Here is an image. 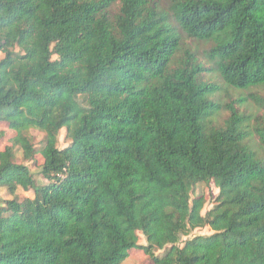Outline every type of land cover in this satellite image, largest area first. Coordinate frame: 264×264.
<instances>
[{
  "label": "trees",
  "instance_id": "obj_1",
  "mask_svg": "<svg viewBox=\"0 0 264 264\" xmlns=\"http://www.w3.org/2000/svg\"><path fill=\"white\" fill-rule=\"evenodd\" d=\"M0 53V264H264V0H0Z\"/></svg>",
  "mask_w": 264,
  "mask_h": 264
},
{
  "label": "rangeland",
  "instance_id": "obj_2",
  "mask_svg": "<svg viewBox=\"0 0 264 264\" xmlns=\"http://www.w3.org/2000/svg\"><path fill=\"white\" fill-rule=\"evenodd\" d=\"M187 42H188V44H190L189 46L192 47L193 50H196L194 43H191L189 41H187ZM203 48H206V46L202 45L201 48H198L196 50V53L198 54L199 59L204 62V65L208 66L206 64V62L203 60L204 59V56L202 53ZM2 56H3V54L0 53V59L2 58ZM206 78L207 77H204V79H206ZM215 82H217V84L221 83V82L217 81L216 79H215ZM251 93H252V95H254L256 97L264 99V88L253 89V90H251ZM237 96L238 95L232 89H224L221 92L220 99H221L222 103L229 104V103L233 102V99H235ZM253 98H254L253 96H249L245 105L241 106L238 103H236L235 106L238 107L237 109L240 112H244L245 114L251 115L252 117H256L258 115L260 116V115L264 114V105L258 106L259 103L257 101H254ZM223 115L225 116L226 113H224ZM0 130L5 131V136L0 138V150H1L3 148V145L7 142L8 138L11 136L12 132L8 131L7 128H5L2 125H0ZM30 135L33 138V142H34L35 146H39L41 144L43 134L39 131L31 130ZM67 143H68V139L65 138V130L61 129L59 131V134H58V147L62 148ZM36 159L37 160H31V161L24 160L22 158V152L18 148H16L14 161L17 163H22V164L27 165V167L29 168V170L33 174V178H34L36 184H38V185L45 184V183H47V181L44 180L43 177L39 173L40 167L38 164L41 162V160L39 161L38 158H36ZM217 193H218V190L215 187L213 182L198 183L194 186V188L191 192V198H194V197H197L200 195H203L206 198V203H205L204 209L202 210V213H204L207 209H210L214 205V200H215ZM16 195H18L20 197H30V198L33 197L32 190L24 191L21 188L17 189ZM0 199H11V196H9L6 193L5 189L1 188V187H0ZM211 233H212V231L208 226H206L204 228H200V229H195L189 235L182 236L180 239V242L178 243V246H181L183 244V241L187 238H190V237H193L196 235H209ZM138 234H139V244L144 245L145 239H144L143 235L141 233H138ZM132 251L133 252H131L130 256L128 258H126L121 264H154L150 260V258L147 255H145L142 251H140V250L137 251V249H132ZM162 253H163V250L156 251L155 255H160Z\"/></svg>",
  "mask_w": 264,
  "mask_h": 264
}]
</instances>
